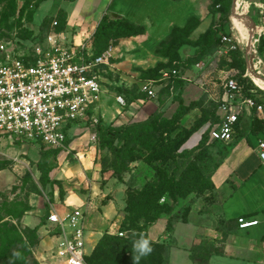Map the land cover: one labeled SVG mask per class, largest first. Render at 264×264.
<instances>
[{
    "label": "rangeland",
    "instance_id": "1",
    "mask_svg": "<svg viewBox=\"0 0 264 264\" xmlns=\"http://www.w3.org/2000/svg\"><path fill=\"white\" fill-rule=\"evenodd\" d=\"M41 1L0 0V40L17 41L27 53L36 47H44L50 33L66 34L65 15L58 5L59 0H56L55 7L42 27L37 31L33 29V14ZM121 1L111 0V4L102 9V16L116 14L113 16L136 24L138 30L126 35L111 33L96 41L99 24L95 22L90 26L88 34L92 35L90 47L95 53L104 51L109 46L115 47L114 62L117 65L114 68L117 72L106 73L107 91L117 86L118 90L111 88L109 94H123L127 102L123 109L134 110L132 114H128L127 121H119L117 125H113L116 119L100 121L97 113L93 117L105 126L121 127L145 122L153 116L159 130L152 136L142 133L128 141H116L118 152L112 154L106 149H99L96 138L97 123L94 118L90 117L83 124L72 122L67 132L69 137L73 130L80 127L70 141L75 143H67V149L51 155L47 162H43L44 149L38 142L2 137L0 169L6 168L0 172V217L14 223L27 238L30 232L27 230L28 226L22 222L27 211L19 219L9 215L10 211L19 214L23 206H28L31 200L36 199L38 206L43 207L46 204L49 213L54 210L69 212L67 209L72 207L76 196L85 198L91 191L89 178L93 179V185L96 184L101 189L114 178V184H122L123 189L120 191L121 198L119 197L122 199L121 208L117 209L113 220L105 221L101 209L103 204L113 198V190L105 195L94 194V198L98 196L97 201L90 203L86 199V203L78 206L86 210L87 228L91 231V243L87 234L88 252L89 243L93 252L100 241L95 239L96 232L101 233L100 239L105 234L119 235L127 239L134 234L144 236L146 229L153 242L165 247L166 254H162V263L169 264L170 247H175V244H171L173 241L170 240L165 242L163 236H171L177 225L184 223L189 225L180 227V232L184 234L191 230L196 236L188 245L191 252L190 264H208L211 254L236 257L233 255L238 253L237 248L241 244L238 242L239 235L243 233L239 228L240 216L229 219L223 215L221 201L212 179L217 167L229 155L234 142L224 144L209 139L199 147L197 144L186 149L187 152L180 153L185 143L191 146L200 140L203 129L193 133L180 151L176 149L177 144L189 132L210 119L217 103L195 86L194 79H162L161 73L162 70L179 68L184 74L186 70L192 69L194 64L189 63V58L202 45L204 36L210 29L224 25V31L236 30L233 17L237 14L232 10L233 0H176L174 3L169 0H145V3L142 0ZM256 2L258 0H243L237 12L245 18L246 15H256L259 9ZM126 9L131 10L129 12L134 14V18L124 16ZM138 13L140 15L135 17ZM245 25L249 28V25ZM256 39H259L257 33L255 47H258L259 42ZM254 62L255 59V65ZM210 64L209 62L208 65ZM227 64L230 66L226 68L232 70V74H245L246 80L256 87L248 74L244 51L241 50ZM145 80L154 84L157 97L153 101L158 105V109L146 120L145 99L148 101L149 96L141 89ZM262 121H257L254 126L252 124L250 129H256ZM242 126L243 124L235 134V140L242 136ZM16 164L18 166L15 167ZM45 164L53 168L49 178L57 177L51 178L54 181L48 185L44 179L47 176L42 174L46 169ZM63 170L66 177L62 175ZM80 175H84L83 181ZM173 178L180 183L178 196L170 193L175 190L170 183ZM233 178L237 184L236 175ZM164 189L169 191H163ZM161 209H164L161 216L151 221L150 218L156 216ZM130 217H135L134 224L129 222ZM44 220L45 218L43 222ZM47 230L43 231L40 242L31 248V254L21 259L15 248L8 259L0 260V264H64L56 255L58 240L52 227H47ZM255 230L252 227L244 233ZM219 262L213 264H232L229 259ZM172 264L189 262L182 252L177 251L173 255Z\"/></svg>",
    "mask_w": 264,
    "mask_h": 264
},
{
    "label": "built area",
    "instance_id": "2",
    "mask_svg": "<svg viewBox=\"0 0 264 264\" xmlns=\"http://www.w3.org/2000/svg\"><path fill=\"white\" fill-rule=\"evenodd\" d=\"M80 35L81 39L77 40L64 32L50 33L44 47L27 53L17 41L0 40V139L17 137L38 142L46 149H67V132L72 122L83 124L94 118L104 91V74L114 65V48L109 46L95 53L90 47L92 35L85 32ZM245 46L240 32L221 34L216 57L210 65L200 64V71L207 69L209 73L182 77L194 79L205 90L218 80L223 91L218 99V121L208 122L203 128V135L208 133L210 140L231 142L245 114L264 112L256 88L260 86L251 78L256 87H247L236 73L219 67V62L231 52ZM256 53L253 44L252 55ZM175 76H181L178 68L162 71V79ZM141 89L151 98L156 96L152 82H146ZM117 100L126 104L123 96ZM94 121L98 124L97 118ZM258 151L264 161V139L259 140ZM238 221L240 229L259 223L247 217ZM48 222L58 240L56 255L61 261L88 264L86 210L76 208L68 213L54 210L48 215Z\"/></svg>",
    "mask_w": 264,
    "mask_h": 264
},
{
    "label": "crops",
    "instance_id": "3",
    "mask_svg": "<svg viewBox=\"0 0 264 264\" xmlns=\"http://www.w3.org/2000/svg\"><path fill=\"white\" fill-rule=\"evenodd\" d=\"M59 6L62 9L64 15H65V24H66V34L70 36L71 39L75 38L77 40L81 39V33L85 32L88 33L90 30V26L94 25L95 22L97 24H100V22L103 19L102 16V9L104 6H108L111 4L107 0H100V2H97L98 0H59ZM166 1V0H165ZM168 1V0H167ZM170 2H176V0H169ZM168 1V2H169ZM113 2V1H112ZM123 2V0L121 1ZM142 2L145 3V0H142ZM56 0H42L41 3L38 5L36 11L33 14V29L35 31L39 30L42 25L44 24L47 16L51 13L53 8L55 7ZM256 5L258 6V10L256 15L252 16L251 18L254 21L256 32L259 35V39L257 40L259 42V46L256 48V55H254V59L256 63L253 66L255 67V70H257L258 74H262L264 76V0H258L256 2ZM126 8V7H125ZM131 10L126 9L125 11V17H133V13L129 12ZM129 13V14H128ZM131 13V14H130ZM113 15V14H112ZM140 15V13L136 14V16ZM134 18V17H133ZM136 21V20H135ZM139 21V20H138ZM236 30L232 31H226L221 34L225 33H237ZM77 31L78 33H75ZM81 31V32H80ZM220 34V35H221ZM247 39H245L247 43ZM255 45V36H254V42ZM114 50L115 47L113 46ZM218 50V48H217ZM217 50L210 54L203 59H201L198 63L194 64L192 69L186 70L183 74L181 70V76L178 77L181 80H184L182 77L185 76L187 78H192L195 75L200 74H208L209 71L206 69L205 71H200V64L209 63L211 60L214 59L217 55ZM244 51L245 47L243 49H238L237 51ZM115 54V52H114ZM115 55L112 60L113 67L111 69H108V71H112L116 73V69L114 68L115 62ZM232 60L231 53L227 56V58L223 59L221 62H219V67L223 70L225 69L227 72H232V70H229L230 65L227 64ZM246 60V57H245ZM226 66H228L226 68ZM247 66V64H246ZM107 71V72H108ZM234 71V70H233ZM238 76L242 75L243 78H246L245 74H238ZM202 76V75H201ZM251 76V75H250ZM107 78V74H104V91L101 97V100L99 104L96 107L95 114L97 113L98 119L100 121H112L114 119L115 123L113 125H117L119 121L120 123H123L128 120V114H132V110L130 108H124L123 105L120 104L117 100L118 96H124L123 94H117L112 95L110 93V89L113 88V90L117 91V86L109 88V92L107 91V87L105 84V80ZM217 80V79H216ZM188 81V80H185ZM146 82H151L149 80H145ZM116 83V82H114ZM186 84V82H185ZM117 85V84H115ZM153 87L155 88L154 84L152 83ZM196 86V84H195ZM198 89H200L204 94L208 95V98L216 103H218V99L221 98L223 91L218 86V80L217 82L214 81L213 86L211 85L208 90H205L201 88L199 85H197ZM258 89V95L260 96V101L264 104V88L257 87ZM260 89V90H259ZM156 90V88H155ZM157 91V90H156ZM146 94V93H145ZM157 96L153 97L156 98ZM153 98L148 97V101L145 99V120L158 109V105L153 101ZM126 101V100H125ZM127 105V102H126ZM125 105V106H126ZM256 116V117H255ZM251 118V120H249ZM253 118V119H252ZM257 118V119H256ZM264 119V112L260 113H254V114H245L238 126L237 131H239L241 125L243 134L238 139H234L229 142H220L216 141L218 143H224V144H230L234 142V145L231 147V150L229 152V155L225 158V160L217 167L216 171L213 173L212 179L216 186V192L218 197L221 201L222 206V213L225 217L232 219L240 217H247L250 219H257L259 220V223L255 226L256 230L254 232L249 231L250 233H244V231H247L248 229H240L242 230V234L239 235L240 246L238 249V253L236 257H231L230 255H220V254H212L211 257H209L208 264H213L217 261L224 262L225 260H231L232 264H264V161L261 160L259 156L258 151V144L260 139H264V121H262L260 124L257 125L256 129H250V126L258 121H261ZM254 120V122H253ZM250 121V122H249ZM208 123V122H207ZM203 125L199 130L203 129L206 125ZM263 125V126H262ZM259 126V127H258ZM80 128V127H79ZM73 130L72 135L70 134V137L67 141L68 144L73 145L75 142H70L75 137L76 131L79 130ZM197 132V131H196ZM195 133V132H194ZM235 133V134H236ZM202 137L200 138V140ZM200 140L197 141L194 145L188 146L186 143L183 146V149H191L197 144H199ZM213 141V140H211ZM21 162V161H20ZM19 164V163H18ZM18 164L15 165L18 166ZM6 167L0 169V172L5 170ZM53 170V169H52ZM52 172V171H51ZM103 174V173H101ZM62 175L66 177L67 174L64 173V170L62 172ZM236 175L237 178V184H235V179L233 178ZM84 175H80V179H84ZM56 177V176H55ZM55 177H52L54 179ZM223 177V178H222ZM57 178V177H56ZM93 179L89 178V182L92 186H90L89 193L85 198H81L80 196H76L73 200L72 207L75 208H69V212L73 209L80 208L78 207L82 203H86V199L93 203L94 200L97 201V197L94 198V194L97 195H105V193L110 192L113 190V198L109 199V202L103 204L101 206V209L103 210V215L105 221H111L116 217L117 209H120L121 201L120 200V191L123 189L122 184H114L116 182L115 179H111L110 181L106 182L103 189L100 187L93 185L92 183ZM98 187V190H96ZM36 195L35 193H33ZM120 197V198H119ZM38 200L33 199L29 202V210L25 213V215L22 218V222L28 226V227H36L39 226V236L42 237L43 231H48L47 227H49L48 222V215L51 213L48 212V207L46 204H43V207L38 206L36 204ZM230 204V205H229ZM54 206L57 207L56 203H53ZM69 205V204H68ZM43 208V209H42ZM61 212V211H60ZM63 213H68L65 210L62 211ZM45 218L44 222L43 219ZM184 224L180 223L177 225L178 227L175 228V230L171 233V236L168 234V236H163V239H165V242H168L170 240L173 241L171 244H175V247H170V262L169 264H172L173 255L175 252H182L184 255L186 261L191 263V260L189 258L190 251H189V243L191 244L193 239H196V236H194L193 231L189 230L188 233L182 234L179 230L180 227ZM89 233V239L91 243V231L90 229L87 230ZM95 239L100 240L101 233H94ZM246 234H248L246 236ZM170 236V237H169ZM56 237V236H55ZM57 240V238H56ZM44 240L42 239L41 242ZM89 243V254L92 252V246H90ZM245 256H253V258H248ZM219 262V263H220Z\"/></svg>",
    "mask_w": 264,
    "mask_h": 264
},
{
    "label": "trees",
    "instance_id": "4",
    "mask_svg": "<svg viewBox=\"0 0 264 264\" xmlns=\"http://www.w3.org/2000/svg\"><path fill=\"white\" fill-rule=\"evenodd\" d=\"M137 30L138 26L127 19L114 17L112 14L109 16L106 15L103 17L102 21L98 26L96 41L102 40L103 38L109 36L111 33L118 32L119 35H126L133 34ZM224 32H226L224 31V25H220L219 28L216 27L210 29L204 36V41L202 45H200L197 48L195 54L189 58V63L196 64L204 57L213 54L219 47L220 34ZM239 52L240 51L231 52L232 58H234ZM172 78L178 77L175 76ZM238 79L243 82L247 87H250L252 85L250 81L246 80V78H243L242 75L238 76ZM218 119L219 115L217 103L216 110L215 112H213L210 119L204 121L201 125H198L191 132H189L188 136L177 144L176 149L180 151L185 141L188 140L194 132L198 131L207 122L214 123L218 121ZM158 130L159 127L157 120L153 116L145 122L135 123L132 125L121 127H115L112 125L105 126V124L99 121V123L96 125L97 144L99 149H106L113 154L118 152L116 141H128L130 138L139 137L138 135H141L142 133L147 136H152ZM209 139L210 138L208 133H205L202 136L198 147L202 144H205V142ZM42 147L44 149V152L42 154V159L44 160L43 162H47L51 155L57 154L61 150L51 148L46 149L45 146ZM185 151L187 152L186 149H182L180 153H185ZM45 168L46 169H44V172L42 174L45 177L47 176L44 179L47 181H45V184L48 185L51 184V181H54L49 178L50 172L53 168L51 166H46V164ZM170 183H172V185L175 187V190H171L170 193H172L173 196H178V188L180 184L179 180L173 178L170 180ZM167 190L168 189H164L163 191ZM27 210H29V205L23 206L22 211L19 214H16L13 211H10L8 214L19 219ZM163 212L164 209H161L160 211H158L156 216L151 217L150 220L155 221L161 216ZM134 218L130 217L129 222L134 224ZM27 230L30 233L26 238V236L21 233L19 228L14 223L10 221H5L3 218L0 217V260L8 259L10 252L12 251V249L15 248L18 256H20L21 259H24L27 254H31V248L40 242V236L38 232L39 226H36L34 228L27 227ZM140 236L141 234H134L130 238L123 239L122 236L119 235L105 234L98 242L94 251L87 256L86 259L88 264H142L144 262L145 264H163L162 254H166L165 247L161 244L153 242L149 237L148 231L145 229L144 236L150 240L152 251L147 255H141L134 248V242L138 240ZM120 248L122 249L118 251Z\"/></svg>",
    "mask_w": 264,
    "mask_h": 264
},
{
    "label": "bare ground",
    "instance_id": "5",
    "mask_svg": "<svg viewBox=\"0 0 264 264\" xmlns=\"http://www.w3.org/2000/svg\"><path fill=\"white\" fill-rule=\"evenodd\" d=\"M242 3H243V0H238L237 7L239 8L242 5ZM236 14L237 15L233 17V23L235 27L238 29L242 37H244L245 39L249 38L251 40V37H252V35L250 36L251 29H252L251 24L247 21V19L244 16H241L239 13H236ZM240 18L245 24L249 25L250 29L240 20ZM253 60H254V55H252V62ZM250 75L257 85L264 88V78H261L257 74L250 73Z\"/></svg>",
    "mask_w": 264,
    "mask_h": 264
},
{
    "label": "water",
    "instance_id": "6",
    "mask_svg": "<svg viewBox=\"0 0 264 264\" xmlns=\"http://www.w3.org/2000/svg\"><path fill=\"white\" fill-rule=\"evenodd\" d=\"M237 4H238V0H233L232 10H233L234 14L238 13L237 12V9H238ZM113 15H116V14H113ZM246 18H248L253 24L252 29H251V33H250V36L252 35L251 40L248 38L246 46H245V57H246L247 69L251 74H257L261 78H264V76H262V74H258L257 70H255V67L253 66L252 49H253V42H254L256 27H255L253 19L250 16L246 15Z\"/></svg>",
    "mask_w": 264,
    "mask_h": 264
},
{
    "label": "clouds",
    "instance_id": "7",
    "mask_svg": "<svg viewBox=\"0 0 264 264\" xmlns=\"http://www.w3.org/2000/svg\"><path fill=\"white\" fill-rule=\"evenodd\" d=\"M134 248L141 255H147L152 251L150 240L143 235H141L140 238L134 242Z\"/></svg>",
    "mask_w": 264,
    "mask_h": 264
}]
</instances>
